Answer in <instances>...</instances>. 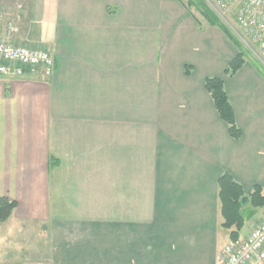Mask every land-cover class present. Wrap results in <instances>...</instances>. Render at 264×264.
I'll return each mask as SVG.
<instances>
[{"label": "crops", "instance_id": "crops-1", "mask_svg": "<svg viewBox=\"0 0 264 264\" xmlns=\"http://www.w3.org/2000/svg\"><path fill=\"white\" fill-rule=\"evenodd\" d=\"M198 20L179 0H0V40L56 63L0 73V198L18 205L0 264H220V178L264 190V74L227 76L236 46Z\"/></svg>", "mask_w": 264, "mask_h": 264}, {"label": "built area", "instance_id": "built-area-1", "mask_svg": "<svg viewBox=\"0 0 264 264\" xmlns=\"http://www.w3.org/2000/svg\"><path fill=\"white\" fill-rule=\"evenodd\" d=\"M214 2L217 11H234L237 24L264 56V0ZM41 68L47 77L55 73L56 63L49 52L0 40V73L21 76L25 71L35 73ZM218 259L220 264H264V219L254 226L246 239L231 241Z\"/></svg>", "mask_w": 264, "mask_h": 264}, {"label": "trees", "instance_id": "trees-1", "mask_svg": "<svg viewBox=\"0 0 264 264\" xmlns=\"http://www.w3.org/2000/svg\"><path fill=\"white\" fill-rule=\"evenodd\" d=\"M179 1L182 2V0ZM189 5L197 9L209 26L221 29L238 49V55L233 59L225 72L227 76L233 77L245 65L246 53L241 51L237 39L222 23L221 19L207 6L205 0H190ZM186 8L195 17L190 8L187 6ZM198 23L201 25L199 20ZM187 74H189L188 70ZM205 87L214 101L219 116L229 126L231 137L239 140L242 137V132L237 126L235 113L225 90L224 80L221 78H209L206 80ZM219 189L224 218L223 226L229 230H233L231 233L232 239L237 240L245 221L253 218L257 210L264 209V190L260 186H256L250 195H246L242 186L237 184L228 174L220 178ZM17 207L16 202L6 197L0 198V226L11 218Z\"/></svg>", "mask_w": 264, "mask_h": 264}, {"label": "rangeland", "instance_id": "rangeland-1", "mask_svg": "<svg viewBox=\"0 0 264 264\" xmlns=\"http://www.w3.org/2000/svg\"><path fill=\"white\" fill-rule=\"evenodd\" d=\"M182 2L184 3V5L190 8L194 16L197 19H199L202 26L208 25L205 19L197 11V9L189 5L190 0H182ZM205 2L207 6L221 19L222 23L229 29L232 35L237 39L241 51H243L247 55L246 61L252 63L260 72L264 74V56L259 51L258 47L250 40L249 36H247L237 24L234 11H229V12L217 11L215 9L214 0H205ZM210 2H212V4ZM262 214L263 212L261 213V215ZM260 218L263 220L264 215ZM0 251H1V237H0Z\"/></svg>", "mask_w": 264, "mask_h": 264}]
</instances>
